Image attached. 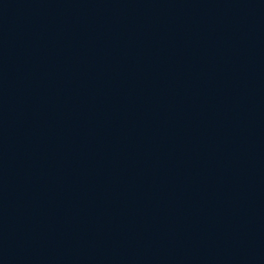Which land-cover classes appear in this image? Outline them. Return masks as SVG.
Wrapping results in <instances>:
<instances>
[{
	"label": "water",
	"instance_id": "water-1",
	"mask_svg": "<svg viewBox=\"0 0 264 264\" xmlns=\"http://www.w3.org/2000/svg\"><path fill=\"white\" fill-rule=\"evenodd\" d=\"M0 264H264V0H0Z\"/></svg>",
	"mask_w": 264,
	"mask_h": 264
}]
</instances>
